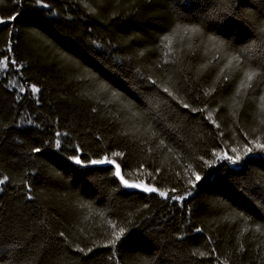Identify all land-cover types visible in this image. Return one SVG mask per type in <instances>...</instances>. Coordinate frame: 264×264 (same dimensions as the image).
Here are the masks:
<instances>
[{
	"label": "trees",
	"instance_id": "obj_1",
	"mask_svg": "<svg viewBox=\"0 0 264 264\" xmlns=\"http://www.w3.org/2000/svg\"><path fill=\"white\" fill-rule=\"evenodd\" d=\"M0 21V264H264V0Z\"/></svg>",
	"mask_w": 264,
	"mask_h": 264
},
{
	"label": "rangeland",
	"instance_id": "obj_2",
	"mask_svg": "<svg viewBox=\"0 0 264 264\" xmlns=\"http://www.w3.org/2000/svg\"><path fill=\"white\" fill-rule=\"evenodd\" d=\"M227 141L225 146H226V149L231 152L232 154H236L239 152V150H241L243 147H241L240 145H238V143H236L235 141L237 140H229V139H226ZM255 140H258V139H255ZM254 143H257L258 144V141H255ZM238 146H240V148L238 149ZM117 167H115V171L117 173ZM120 177V180H121V183L124 187H127V188H131V189H140V190H146L147 187L142 184V182H139V183H135V182H130L128 180V178H125L124 177V174H122V172L119 171V175Z\"/></svg>",
	"mask_w": 264,
	"mask_h": 264
},
{
	"label": "snow or ice",
	"instance_id": "obj_3",
	"mask_svg": "<svg viewBox=\"0 0 264 264\" xmlns=\"http://www.w3.org/2000/svg\"><path fill=\"white\" fill-rule=\"evenodd\" d=\"M12 19H14V17L12 18ZM3 22H5V21H0V23H3ZM253 79V75L252 74H249L248 76H247V80L248 81H251ZM34 91H36V89H33ZM185 107H187V105H185ZM258 147H260L261 149H264V144H261V145H257ZM252 149H248V151H251ZM114 155H119L118 153L117 154H114ZM229 159H231V158H229ZM80 161L79 160H77V163H79ZM117 175H119V169H117V173H116ZM0 182H2V181H0ZM147 191H155V189L154 188H148V189H146ZM160 195H162V196H164V195H166L165 193H163V192H161L160 193ZM116 239L117 240H119L120 239V236L119 235H117L116 236Z\"/></svg>",
	"mask_w": 264,
	"mask_h": 264
}]
</instances>
